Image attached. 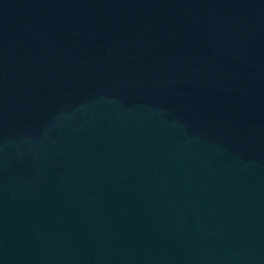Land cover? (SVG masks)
<instances>
[{"label":"water","instance_id":"water-1","mask_svg":"<svg viewBox=\"0 0 264 264\" xmlns=\"http://www.w3.org/2000/svg\"><path fill=\"white\" fill-rule=\"evenodd\" d=\"M218 264H264V0H150Z\"/></svg>","mask_w":264,"mask_h":264}]
</instances>
